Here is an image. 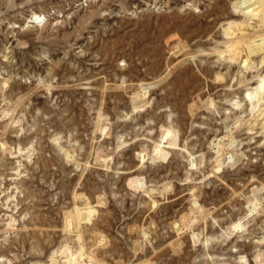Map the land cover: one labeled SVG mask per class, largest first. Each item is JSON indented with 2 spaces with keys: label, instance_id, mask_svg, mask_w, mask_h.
<instances>
[{
  "label": "rangeland",
  "instance_id": "1",
  "mask_svg": "<svg viewBox=\"0 0 264 264\" xmlns=\"http://www.w3.org/2000/svg\"><path fill=\"white\" fill-rule=\"evenodd\" d=\"M0 264H264V0H0Z\"/></svg>",
  "mask_w": 264,
  "mask_h": 264
},
{
  "label": "bare ground",
  "instance_id": "2",
  "mask_svg": "<svg viewBox=\"0 0 264 264\" xmlns=\"http://www.w3.org/2000/svg\"><path fill=\"white\" fill-rule=\"evenodd\" d=\"M251 1V0H250ZM249 2V1H248ZM252 2H253V0H252Z\"/></svg>",
  "mask_w": 264,
  "mask_h": 264
}]
</instances>
